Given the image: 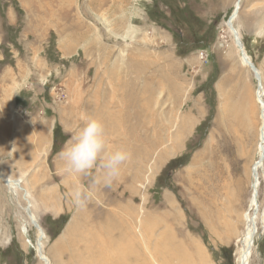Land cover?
Wrapping results in <instances>:
<instances>
[{
	"label": "rangeland",
	"instance_id": "374dc122",
	"mask_svg": "<svg viewBox=\"0 0 264 264\" xmlns=\"http://www.w3.org/2000/svg\"><path fill=\"white\" fill-rule=\"evenodd\" d=\"M235 1L0 0V174L21 181L14 190L0 181V264H43L28 203L50 264H239L257 157L230 242L211 241L203 229L204 208L215 204L210 187L192 195L196 202L184 193L177 202L169 166L172 143L177 148L194 126L189 149L204 138L223 140L228 152L235 139L257 154L264 144L260 86L226 26ZM258 25L264 0H242L233 27L261 73L264 102ZM88 119L102 123L108 153L130 154L110 183L98 169L55 175L50 156L33 162L29 136L56 125L60 152ZM258 178L248 264H264V161ZM76 189L88 191L84 207L73 203ZM108 225L117 235H106ZM99 239L102 250L91 251Z\"/></svg>",
	"mask_w": 264,
	"mask_h": 264
},
{
	"label": "crops",
	"instance_id": "0c3cea01",
	"mask_svg": "<svg viewBox=\"0 0 264 264\" xmlns=\"http://www.w3.org/2000/svg\"><path fill=\"white\" fill-rule=\"evenodd\" d=\"M258 32L264 33V25H258ZM55 126L48 125L47 129L43 130L42 133L40 132L41 135L38 134L33 138L29 136L30 142L35 141L33 147L29 146L32 148L33 162L41 164L44 158L47 161L48 157H51L49 168H53L52 173L56 175L65 171L64 163L58 155L59 151H54ZM195 132L196 126L193 129L190 128L185 140L178 144L177 148H175V143H172V195L175 197L173 188L175 189L176 186L177 202L179 193L181 195L184 193L185 202L192 203L197 201L192 195L201 194V191L202 193L208 192L205 187H210V194L215 195L211 201L215 204L208 212L207 208H204L202 214L203 229L210 235L209 240L211 241H234L237 239V232L242 223V212L246 206L251 188V167L254 156L258 158L257 147L256 153H254L253 144L235 139L236 143L230 145L233 149H229L228 152L227 149H224L223 140L218 139L215 141V139H212L211 142L209 138H204L199 141L196 147L193 146L192 149H189L190 143L194 140ZM106 133L109 134L110 132ZM209 141L210 144L205 143ZM210 146L212 149H210ZM213 151L215 152L213 153ZM42 156L44 157L42 158ZM177 161L181 162L177 163ZM37 168L39 170L41 165ZM95 169L103 171L99 167ZM175 176L178 177L176 181ZM201 188L204 190H201ZM25 191L28 192L26 189ZM50 191L55 192L56 188Z\"/></svg>",
	"mask_w": 264,
	"mask_h": 264
},
{
	"label": "clouds",
	"instance_id": "9594fccd",
	"mask_svg": "<svg viewBox=\"0 0 264 264\" xmlns=\"http://www.w3.org/2000/svg\"><path fill=\"white\" fill-rule=\"evenodd\" d=\"M105 145L102 123L96 119H88L58 153L64 163V171L67 174L87 175L99 167L110 183L119 174L121 165L130 158V154L124 150L108 153ZM88 198L86 189H76L72 193L73 203L77 207H84Z\"/></svg>",
	"mask_w": 264,
	"mask_h": 264
},
{
	"label": "bare ground",
	"instance_id": "6f19581e",
	"mask_svg": "<svg viewBox=\"0 0 264 264\" xmlns=\"http://www.w3.org/2000/svg\"><path fill=\"white\" fill-rule=\"evenodd\" d=\"M241 1L242 0H236L235 1L234 5H233L232 12H231V15H230V18L227 21V25H226L228 30L232 34L234 42H235V45H237V47H238V44H242V42L239 39V35L237 33V30L233 27V22L235 21V19L238 16V13H239V10H240ZM242 52H243L244 57H246V58L243 57ZM239 53H240L241 63L249 68V70L252 72L254 78L257 80L258 85L260 86V88H259L260 91L256 94V101H257V104L259 106L260 113L262 114L263 110H264V102H263V98H262L263 94L261 95V92L263 90L261 73L255 67L251 68L250 65H248V61H250L251 64H252V62L249 59V57L246 55L244 49L242 51L239 50ZM260 119L262 121L261 125H264V120L262 119V117H260ZM260 135H261L260 136V141H261L262 140V133H260ZM263 161H264V144L262 145V143H260V146H259V149H258V158H257L256 162H254L253 170H252V173H253L252 175H253L254 181H253V187L251 186L252 187V193H251L250 201H249V204H248L249 205V209L247 211L248 213L244 215L246 228H245V232L243 234V237L241 239L242 248L240 250V256H239V260H238L239 264H248L249 258H250V255H251V251H252V248H253V245H254V239H255V236H256V233H257V229H256V226H257V223H256V212H257L258 188H259V185H260L259 178H258V173H260V170L262 169ZM0 181L2 183L4 182L5 185L9 189H13V190L14 189H18V188L20 189V184H19L20 182L19 181H11L10 179H7V178L3 177V175H1V174H0ZM22 199L25 200V201L27 200L26 191H25V194L22 195ZM24 210L27 212V217H28L29 223L36 229L35 224H37L36 223L37 221H36V218L33 215V213L30 211V204L29 203L27 204V206L25 207ZM106 229H107L106 235L109 237V234H113V233L116 234L115 231H117L118 226L108 225V227ZM37 235H38V238L40 239V255L39 256H41V260H40V257L38 255L37 256H38L39 260L43 264H50L48 259L42 253V249H41L42 241L45 239V237L42 234L40 229H39V233H37ZM106 240H107V237H106ZM37 241H38V239H37ZM100 242H101L100 239L98 241H92V244H97V245H92L91 251H94V250L98 249L99 248L98 247V245H99L98 243H100ZM110 244H111V240H110ZM99 246H100V250H102V246L101 245H99ZM36 249H37V252H38V244L37 243H36ZM119 259H120V261L124 260L123 257H121ZM187 262H189V261L187 260L186 263ZM114 264H116V263H114Z\"/></svg>",
	"mask_w": 264,
	"mask_h": 264
},
{
	"label": "water",
	"instance_id": "95a60500",
	"mask_svg": "<svg viewBox=\"0 0 264 264\" xmlns=\"http://www.w3.org/2000/svg\"><path fill=\"white\" fill-rule=\"evenodd\" d=\"M238 49L239 50H243V46H242V44H238ZM242 55H243V52H242ZM243 57H244V55H243ZM244 58H246V57H244ZM248 65H250V67L251 68H253L254 66L250 63V61H248ZM253 169V168H252ZM35 227H36V229L39 231V227L37 226V224H35ZM37 244H38V252H36L37 253V255L39 256L40 255V239L38 238V241H37ZM40 257V260H41V256H39ZM43 261V260H42Z\"/></svg>",
	"mask_w": 264,
	"mask_h": 264
},
{
	"label": "trees",
	"instance_id": "16d2710c",
	"mask_svg": "<svg viewBox=\"0 0 264 264\" xmlns=\"http://www.w3.org/2000/svg\"><path fill=\"white\" fill-rule=\"evenodd\" d=\"M55 137H56V136H55V131H54V139H55ZM54 144H55V140H54ZM54 148H55V145H54ZM178 162L180 163L181 161H177V163H178ZM171 164H172V163L170 162V165H169V166H171ZM175 164H176V162H175Z\"/></svg>",
	"mask_w": 264,
	"mask_h": 264
},
{
	"label": "built area",
	"instance_id": "2783aa9c",
	"mask_svg": "<svg viewBox=\"0 0 264 264\" xmlns=\"http://www.w3.org/2000/svg\"><path fill=\"white\" fill-rule=\"evenodd\" d=\"M200 58H201V59H204V55H203V53H200V54H199V59H200Z\"/></svg>",
	"mask_w": 264,
	"mask_h": 264
}]
</instances>
